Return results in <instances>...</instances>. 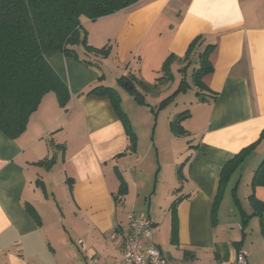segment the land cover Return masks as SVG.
<instances>
[{
    "label": "crops",
    "instance_id": "crops-1",
    "mask_svg": "<svg viewBox=\"0 0 264 264\" xmlns=\"http://www.w3.org/2000/svg\"><path fill=\"white\" fill-rule=\"evenodd\" d=\"M84 23L95 47L104 44L102 37L115 36L109 56L116 51L129 64L121 72L98 54L88 53L93 63L87 65L61 51L46 53L68 85L70 101L63 113L56 93L48 92L23 133L11 138L0 129V264H122L127 214L139 207L151 216L158 245L163 240L155 227L160 221L156 211L163 209L170 232L172 227V239L163 242L171 264H232L241 248L250 250L247 264H264L261 221L259 230L248 231L257 215L249 217L246 227L243 216L253 213L251 194L264 201V185L253 187L250 182L245 198L251 211L237 195L242 167L264 153V0H138ZM196 38V50L188 56ZM209 45H213L209 53L213 69L202 77L205 96L192 130L198 142L189 156L182 153L172 160L162 179V167L154 179V173L141 168L142 158L128 165L129 132L111 98L82 92L100 83L122 86L118 78L123 75L142 85L164 82L166 76H159L167 58L171 69L188 59L197 68L200 53ZM106 63L112 67L108 77L102 67ZM131 85L129 92L136 87ZM52 112L57 113L55 119L38 127ZM63 118L66 154L59 165L54 160L40 163L50 151L42 143L43 134L58 127ZM172 140L170 151L175 154ZM255 142L228 180L214 223L223 167ZM126 165L130 170L122 181L128 184L127 194L122 196L117 192L122 184L117 170ZM181 195L174 240L171 208ZM61 196L64 201L58 202ZM229 200L240 209L236 225L241 227V239L230 236L234 222L221 215Z\"/></svg>",
    "mask_w": 264,
    "mask_h": 264
},
{
    "label": "trees",
    "instance_id": "trees-1",
    "mask_svg": "<svg viewBox=\"0 0 264 264\" xmlns=\"http://www.w3.org/2000/svg\"><path fill=\"white\" fill-rule=\"evenodd\" d=\"M138 0H0V129L9 137L15 138L23 133L32 113L38 108L43 97L48 92H55L61 105L70 101V90L66 82L54 69L46 57L48 51H61L68 56H74L84 64H91L90 59L81 58L77 52L83 46L87 53L106 57L110 53V46L95 47L88 43L85 21L96 20L113 14ZM198 38L190 44L188 56L197 47ZM200 53L199 66L194 75L202 88V77L213 69L209 61L210 49ZM169 58L165 61L162 71H167ZM118 82L128 89L134 81L128 76H121ZM126 82H129L126 85ZM185 82V81H182ZM186 90L182 85L175 92ZM136 93V87L130 90ZM162 101V105L172 100L176 93ZM82 94L107 95L113 101L117 111L123 118L130 136V149L136 148V136L131 131L128 120L118 104L116 87L96 84ZM81 94V95H82ZM137 99L143 103L141 96ZM185 114V113H182ZM171 125L177 128L178 121ZM256 143L243 148L236 156L228 161L221 171L219 192L213 207V221L216 222L219 203L223 190L231 175L241 167L246 156L256 146ZM43 160L40 163H44ZM122 181V190L123 189ZM126 184V183H125ZM264 185V158L255 170L252 186ZM127 185L125 189L127 190ZM235 190V188H234ZM183 196L175 199L172 206L173 238L177 234V204ZM253 207L252 214H245L244 226L249 217L257 215L261 221L264 234V201L250 195ZM250 215V216H249Z\"/></svg>",
    "mask_w": 264,
    "mask_h": 264
},
{
    "label": "rangeland",
    "instance_id": "rangeland-1",
    "mask_svg": "<svg viewBox=\"0 0 264 264\" xmlns=\"http://www.w3.org/2000/svg\"><path fill=\"white\" fill-rule=\"evenodd\" d=\"M83 29L87 31L88 43L92 45L94 41V36H91V38L89 37V26H84ZM114 39H116L115 36H104L100 39V41L104 40V44L99 45L100 47H103L104 45L110 46L112 43H114ZM106 41H109V44H105ZM83 48L84 47L82 46V48L80 47L79 49H77L78 54L82 58L92 60V56H89ZM106 57L109 58L110 63L112 65L114 64L115 66H117V68L121 72L124 71L126 69V66L129 64V60L123 61V59L118 55V53H116V51H114L110 56L108 55ZM110 63L102 65L103 73L106 74L107 77L110 76L112 71ZM171 65L172 63L170 64V66ZM192 66L193 65L191 60L188 59L182 61V63L179 67H177V69H171L170 67L167 71H161V75L159 77L161 78L163 76H166L167 79L164 82L158 81L157 84H151L146 82L142 85V83L139 82L138 79L134 80V84L138 91H136L135 94L129 92V90L125 89L120 85L116 86V89L118 91V104L125 118L128 120L131 131L136 136V144L138 149V151L131 150V154L127 156L129 160L128 165H134L135 161H137L139 158H142L144 163L141 168L146 174L148 173L151 175L154 173V175L151 176L154 179H156L161 167L162 170L159 173V178L162 179L164 177V174L166 173L167 167L171 165L172 160L175 157L177 158V155H181L182 153H184L186 157L189 156L192 153L194 146L198 142L192 130L193 128L195 129L196 126L195 116L198 113V109L200 107V105L198 106V104H200V102L204 100L205 94H202L203 89L200 87L199 82L196 80V76L194 75L195 68H193ZM178 73L180 74L177 76ZM172 74L174 75L171 76ZM182 85H184L186 90L176 93L175 90L177 88H180ZM174 92L176 93L174 98L168 101L166 104L162 105V101ZM137 96H141L144 102L141 103L137 99ZM47 103L51 104L50 101ZM60 106L63 108L62 112L65 113L67 104H60ZM56 116V112H52L49 115L46 114L45 121L43 123L39 122L37 126L39 127V125L44 124L47 125V123L55 119ZM180 116L181 120L179 119L178 121L179 126L177 128H174L171 123L172 121H177ZM43 136L44 137L42 138V143L46 144L50 149V151L48 152V154H46L43 160H54V164L59 165L62 156L66 154V139H68L67 120L64 119L58 127L53 128V130H49L48 133H44ZM172 138L174 140V152H176L175 154L170 151V144H172ZM263 158L264 153L260 152L257 156H254L253 159H251V162L244 165L241 169L242 177L239 184L240 186L239 188H237V195L241 198L243 206L247 211H251V207L249 201L247 200V198H245V195H248L249 193V188L251 184L250 182H252L255 170ZM184 159L185 156L181 158L180 163ZM128 165L121 168V171L117 170V176L121 181L127 178L126 174L128 173V170H130ZM125 183H123L124 190L121 189L122 185L118 188L117 192L119 195L123 196L127 192L125 186L128 184ZM52 191L53 189L50 191V193ZM161 192L159 191L157 195L160 200L162 199ZM150 197H152V195L148 197L147 203H149ZM60 199L64 201L63 196H61V198H58V202L60 201ZM121 202L122 201L119 200V203ZM229 202H231V204L227 206L229 212L225 205L224 210L227 213H223V211H221V215H229L230 219L228 221L231 220L232 222H234L233 227L229 229L231 232L230 236L234 238L236 237V235H238L239 239H241V227L238 228V233L236 225V223L238 222L237 220H239L241 217L240 213H238L240 209L235 207L232 200H229ZM126 205L128 204L126 203ZM121 207H124V204H121ZM139 209L141 208L139 207L138 210L135 211H141ZM156 213L158 214V220H160L155 226L158 227V229L156 230L158 231V234H160V238L163 240L164 243L170 242V239H172V227L170 232V226L168 221H166L165 223L163 220V216L165 214L163 209L158 208ZM259 220L260 218L257 216L251 218L250 224L247 228L248 231L259 230ZM218 229L219 227H217V231ZM250 235L251 233H249L247 236L249 238H246L245 235L248 244L251 242ZM154 239L157 243V239L155 237ZM163 242H158V246L160 247L161 245L163 249H161L162 252L164 253L165 257L169 260V258L167 257V246H165ZM69 260H71V258H69ZM69 263H71V261H69Z\"/></svg>",
    "mask_w": 264,
    "mask_h": 264
},
{
    "label": "built area",
    "instance_id": "built-area-1",
    "mask_svg": "<svg viewBox=\"0 0 264 264\" xmlns=\"http://www.w3.org/2000/svg\"><path fill=\"white\" fill-rule=\"evenodd\" d=\"M123 231L122 264H171L154 239V222L148 212L132 210ZM250 250L241 248L232 264H247ZM104 264V263H99Z\"/></svg>",
    "mask_w": 264,
    "mask_h": 264
},
{
    "label": "water",
    "instance_id": "water-1",
    "mask_svg": "<svg viewBox=\"0 0 264 264\" xmlns=\"http://www.w3.org/2000/svg\"><path fill=\"white\" fill-rule=\"evenodd\" d=\"M126 83H129V82H126ZM133 86L131 85V86H129V88H132Z\"/></svg>",
    "mask_w": 264,
    "mask_h": 264
}]
</instances>
